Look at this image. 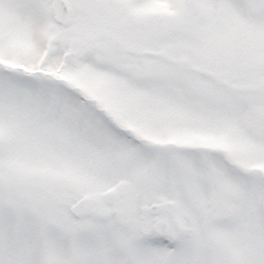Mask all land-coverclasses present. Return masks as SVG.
Wrapping results in <instances>:
<instances>
[{"label": "snow or ice", "instance_id": "obj_1", "mask_svg": "<svg viewBox=\"0 0 264 264\" xmlns=\"http://www.w3.org/2000/svg\"><path fill=\"white\" fill-rule=\"evenodd\" d=\"M0 264H264V0H0Z\"/></svg>", "mask_w": 264, "mask_h": 264}]
</instances>
